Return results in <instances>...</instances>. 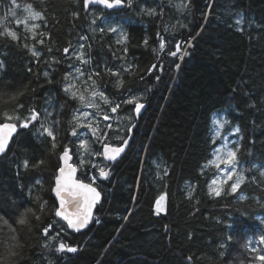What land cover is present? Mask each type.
Masks as SVG:
<instances>
[{
	"label": "trees",
	"instance_id": "trees-1",
	"mask_svg": "<svg viewBox=\"0 0 264 264\" xmlns=\"http://www.w3.org/2000/svg\"><path fill=\"white\" fill-rule=\"evenodd\" d=\"M123 4L0 0V33L18 37L0 35V121L38 114L0 156V264H264V0ZM28 5L41 17L28 19ZM135 124L123 157L106 162L103 145L123 144ZM65 146L103 193L83 232L55 215ZM60 242L77 251L57 252Z\"/></svg>",
	"mask_w": 264,
	"mask_h": 264
},
{
	"label": "snow or ice",
	"instance_id": "snow-or-ice-1",
	"mask_svg": "<svg viewBox=\"0 0 264 264\" xmlns=\"http://www.w3.org/2000/svg\"><path fill=\"white\" fill-rule=\"evenodd\" d=\"M13 3H15V0H12ZM191 2V0H189V3ZM123 3V0H85V7H87L89 4H96V5H103L105 8L107 9H112L115 7H119L121 6ZM131 3V0H129V4ZM184 8L188 7V4H184L183 5ZM210 7V5H209ZM29 12V17L28 19H36L38 17H41V13L39 12H33L31 9V5H28L27 9ZM148 13L150 15L155 14L154 10H148ZM15 13L13 12V15ZM207 14H205L206 16ZM242 20V18H241ZM27 21L25 20L24 23H26ZM241 21H237V23H240ZM21 21H17V24H20ZM182 27H186V25H182ZM110 31H116L115 28H110ZM101 31H103V29H101ZM6 34L8 36L11 37L12 40H17L18 37L16 35L15 32L6 29L5 33H0V35ZM159 35V33H158ZM163 40V38L161 37V41ZM42 42V41H41ZM145 43H147V41H145ZM191 46L190 42H189V47ZM160 49L163 50L165 47V44L163 42L160 43L159 45ZM66 53L68 52V49L64 50ZM126 51V49H125ZM180 51V44L177 43L176 45V51H170L169 54L173 57L177 56L178 52ZM185 54H187V52H185ZM34 56H38L39 54L37 52H33ZM77 59H82V54L81 56H77ZM180 59H183V56H180ZM84 63H87L88 61H83ZM2 63H0V67H2ZM177 68L180 67L179 64L176 65ZM156 65L152 66V69H155ZM77 71H79V69H77ZM98 74V73H97ZM44 75L47 77L48 73L45 72ZM67 79V76L65 77ZM157 80L160 79L159 76L156 77ZM68 88H65V91H67ZM93 95H95V93H93ZM101 97L103 98V93H100ZM73 96L75 97V93H73ZM79 99L81 101H83L85 98L83 95H81L79 97ZM107 99H105V103H107ZM127 103H133V100H129L127 101ZM89 106H95L93 104H89ZM119 107V105H117L116 107H113L111 109L112 112H116L117 108ZM144 108V105L141 103L136 102L135 103V112L137 115L140 114L141 109ZM4 117L8 120V121H12V120H19L20 118L18 116H12L9 115L8 113H4ZM38 117V114L35 112V110L33 109L31 111V116L30 118L24 120L21 124L20 127L22 128H28L29 124L32 123V121H35ZM109 117L107 115L104 116V119L107 120ZM41 127L43 128V132L47 133V135L49 137H52L53 139V149H55L57 147V144L55 143V136L53 134V131L49 128L44 126L43 124H41ZM108 127L110 128L111 125H108ZM17 130V125L15 123H3L0 124V153H4L5 150L8 147V142L12 137V134L14 132H16ZM93 131L95 132V129H93ZM237 132H239V128L236 129ZM43 135V133H41ZM74 136L76 135L75 130H73L72 133ZM107 134L105 133V136ZM86 141H81L80 147L81 148H85L86 147ZM128 144V140H123V144L121 146H109L107 143H105L103 145L104 147V152L102 153L106 159L108 160H112L115 161L117 159L118 156H120V154L125 150V146ZM69 149L67 148V146L64 147V150L60 156L61 159H63L65 161V163H67V161L69 159H71L70 155H69ZM96 155H101V153L97 152L95 153ZM228 160H225L224 163L227 164H231L235 158H236V152L235 151H230L228 153ZM41 164L43 163V161L40 162ZM81 163H83V161H81ZM25 166L27 167V162H25ZM38 166V165H37ZM67 167L70 169V172L68 174L67 177H65L64 173H65V169L63 167L59 168V172L60 175L56 177V187L53 189V191H55L57 197H60V209H57L55 211V215L57 217H62L64 220L67 221V226L69 228H72L76 231H79L81 228L85 227L89 221V219L91 218V208L92 206L97 203L99 201L100 198V193L97 192V190L94 187H91L89 184H84V183H79L76 181H71V175L75 173L76 169L74 167H72V165L68 164ZM233 170L234 167H233ZM99 173L100 176L107 178L108 173L104 170V168H100L99 169ZM229 178H231V173H229ZM243 176H239L237 178L236 183L232 184V190L235 191L237 189V187L239 186V184L243 181ZM62 180L64 181L62 183ZM71 181V182H69ZM215 182V181H214ZM79 189L81 190V194L84 196V199L86 201V205L85 207L80 210V205H79V201H75L74 202V206H76L78 208V211L75 213H67L65 211H62L61 209L64 208L65 206V199L63 198L62 193H69L71 194L72 189ZM90 194V195H89ZM219 192H216V195H219ZM165 199V197L162 195L159 197V199L156 201V207L157 209L160 208V202L163 201ZM41 210L44 209V204H41ZM31 211V210H29ZM36 219H39V216L36 217ZM21 224L26 223V219L25 218H21V220L19 221ZM52 225H49L48 227L44 228V234L48 235V231L49 228H51ZM52 239H55V237H52ZM261 242H264V236L261 237ZM47 247V245H46ZM57 252H63V251H67V252H76L77 249L75 247H70L66 244H64L63 242H60L58 244V246L55 249ZM13 255H15V253H12ZM258 259H260L261 261H264V256H259Z\"/></svg>",
	"mask_w": 264,
	"mask_h": 264
},
{
	"label": "water",
	"instance_id": "water-1",
	"mask_svg": "<svg viewBox=\"0 0 264 264\" xmlns=\"http://www.w3.org/2000/svg\"><path fill=\"white\" fill-rule=\"evenodd\" d=\"M122 5H123V4H122ZM122 5L119 6V7H115V8H120V7H122ZM91 6H100V7L105 8L103 5L89 4V5L86 7V9L88 10L89 7H91ZM141 104H142V103H141ZM143 105H144V108L141 109V112H140L139 116L143 114V112H144V110H145V108H146V104H143ZM3 123H15V124L17 125V130H16V132H14V133L12 134V137H11V139H10L9 142H8V147H7V149L5 150L4 153H0V156L5 155V154H7V153L9 152V150L11 149V147H12V145H13V141H14V139L16 138V136H18V134H19V132H20V130H21V128H22V127H20V125L17 124L16 122H12V121H4V122H1V121H0V124H3ZM135 127H136V124L130 129V135H129V137L126 139V140H128V144L125 146V150L120 154V156L117 157V159H120V158L126 153V151L129 149V146H130L131 141H132V139H133V129H134ZM107 144H108L109 146H117V147L122 145V144H121V145H112V144H110V143H107ZM68 149L70 150V151H69V155H70L71 159H69V160L67 161V163H65V161H64L63 159L60 158V160H61V165H60V167H63V168L65 169V173H64L65 177H67L68 174H69V172H70V169L67 167V165L70 164V165H72V167H74V168L76 169L75 173L71 175V181H76V182H79V183L89 184L91 187H94V188L97 190V192L100 193L99 201H98L97 203H95V204L92 206V208H91V218L89 219L87 225H86L85 227L81 228L79 231H76V230H74V229H72V228H69V227L67 226L71 231H75V232H83V231L87 230V229L93 224L94 219H95V216H96V208H97V206H98L99 204H101L102 201H103V193H102V191H100V189L97 188L95 185H93V184H91V183H89V182H87V181H84V180H82V179H80V178L78 177L80 171H79L77 165L74 163V155H73V153H72V149H71V148H68ZM103 152H104V147H103L102 153H103ZM61 154H62V153H61ZM102 155H103V154H102ZM103 158L105 159L106 162H113L112 160H108V159H106L104 155H103ZM117 159H116V160H117ZM59 175H60V172H59V170H58L57 176H59ZM57 176H56V177H57ZM71 181H69V182H71ZM63 182H64V181L62 180V183H63ZM55 187H56V178H55V184H54L53 189H54ZM53 195H54V197H55L56 200H57V203H58V209H60V197H57L55 191H53ZM62 195H63V198H64L65 201H66L64 208L61 209L62 211H65V212H67V213H75V212H77V211H78V208H77L76 206H74V202H75V201H79L80 210H82V209L85 207V205H86V201H85V199H84V196L81 194V190H79V189H75V188H74V189H72L71 194L65 192V193H62ZM89 195H90V194H89ZM58 218L61 219V220L67 225V221H66V220H64L62 217H58Z\"/></svg>",
	"mask_w": 264,
	"mask_h": 264
},
{
	"label": "rangeland",
	"instance_id": "rangeland-1",
	"mask_svg": "<svg viewBox=\"0 0 264 264\" xmlns=\"http://www.w3.org/2000/svg\"><path fill=\"white\" fill-rule=\"evenodd\" d=\"M17 11V10H16ZM25 17V16H24ZM5 51V50H4ZM4 54L0 51V63L4 64ZM70 78V77H69ZM80 122L85 124H92V117L89 111L85 110L78 115ZM102 145V144H101ZM94 179V178H93ZM95 180V179H94Z\"/></svg>",
	"mask_w": 264,
	"mask_h": 264
},
{
	"label": "bare ground",
	"instance_id": "bare-ground-1",
	"mask_svg": "<svg viewBox=\"0 0 264 264\" xmlns=\"http://www.w3.org/2000/svg\"><path fill=\"white\" fill-rule=\"evenodd\" d=\"M123 4V3H122ZM124 6V4L122 5V7ZM91 7H94V6H91ZM100 7V6H99ZM90 8V7H89ZM121 8V7H120ZM87 10V9H86ZM89 10V9H88ZM133 136H134V133H133ZM132 142V141H131ZM131 145V144H130ZM130 147V146H129ZM72 149V148H71ZM102 150H103V147H102ZM61 156V155H60ZM123 157V156H122ZM121 157V158H122ZM61 161V160H60Z\"/></svg>",
	"mask_w": 264,
	"mask_h": 264
}]
</instances>
